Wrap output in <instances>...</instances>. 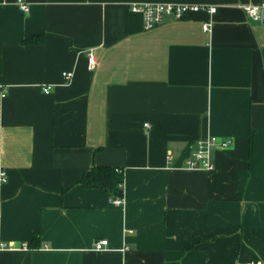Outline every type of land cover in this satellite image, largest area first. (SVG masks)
Returning a JSON list of instances; mask_svg holds the SVG:
<instances>
[{
	"label": "crops",
	"instance_id": "obj_1",
	"mask_svg": "<svg viewBox=\"0 0 264 264\" xmlns=\"http://www.w3.org/2000/svg\"><path fill=\"white\" fill-rule=\"evenodd\" d=\"M16 1L0 0V264H264V21L241 6L263 0ZM146 2L218 9L146 29ZM209 136L234 141L215 169L180 167ZM95 165L123 169V204L80 183Z\"/></svg>",
	"mask_w": 264,
	"mask_h": 264
},
{
	"label": "built area",
	"instance_id": "obj_2",
	"mask_svg": "<svg viewBox=\"0 0 264 264\" xmlns=\"http://www.w3.org/2000/svg\"><path fill=\"white\" fill-rule=\"evenodd\" d=\"M17 5L24 12H29L30 3L25 0H17ZM248 15L255 19L260 20L264 13V0L260 3H247L241 5ZM133 11L141 12L144 19V27L146 29H151L161 24L165 18L172 17L175 19H182L189 16L191 13L205 11L209 14H214L218 7L211 4H201V3H177V2H146V3H134L131 6ZM212 22L208 21L203 24L205 30H211ZM88 62L90 69H95L98 63V58L93 49L88 51ZM63 75L67 81H71L73 78V72L65 71ZM45 92L50 91V86H47ZM234 141L232 138H221L219 136H209L205 139H200L196 142L195 146H189L191 153L189 156L183 159L181 166L188 169H204V170H214L216 164L213 159V153L215 149L218 148H229L233 145ZM168 162L173 164L175 159V154L172 150H168L167 153ZM173 167H178L174 164ZM2 181H6V173L1 171ZM111 202L116 205H121L124 203L123 196H112L110 198ZM109 244L108 239L103 238L95 241L96 250H104ZM9 247L6 243H0V248ZM24 247H27L24 244Z\"/></svg>",
	"mask_w": 264,
	"mask_h": 264
},
{
	"label": "trees",
	"instance_id": "obj_3",
	"mask_svg": "<svg viewBox=\"0 0 264 264\" xmlns=\"http://www.w3.org/2000/svg\"><path fill=\"white\" fill-rule=\"evenodd\" d=\"M41 37H32L26 42H39ZM80 183L86 188H102L110 192L112 196H123L124 194V172L109 165H95L80 179ZM39 239V234L34 240Z\"/></svg>",
	"mask_w": 264,
	"mask_h": 264
},
{
	"label": "water",
	"instance_id": "obj_4",
	"mask_svg": "<svg viewBox=\"0 0 264 264\" xmlns=\"http://www.w3.org/2000/svg\"><path fill=\"white\" fill-rule=\"evenodd\" d=\"M263 21H264V13H263Z\"/></svg>",
	"mask_w": 264,
	"mask_h": 264
}]
</instances>
